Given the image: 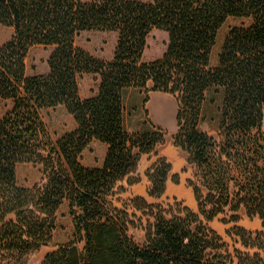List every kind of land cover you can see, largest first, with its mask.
I'll list each match as a JSON object with an SVG mask.
<instances>
[{
  "label": "trees",
  "instance_id": "1",
  "mask_svg": "<svg viewBox=\"0 0 264 264\" xmlns=\"http://www.w3.org/2000/svg\"><path fill=\"white\" fill-rule=\"evenodd\" d=\"M232 27L212 65L218 34ZM0 25L13 30L0 47V264H25L49 247L58 213L68 203L73 240L48 251L42 264H264V0H0ZM154 30L168 34L164 56L144 60ZM85 32H113L112 60L77 45ZM50 48L49 71L29 75L32 48ZM98 78V91L81 95L80 80ZM163 93L178 103L174 145L187 155L183 173L197 209L146 197L120 208L115 197L141 183L142 157L155 155L146 172L147 196L161 200L173 170L157 149L168 133L151 124L125 125V93ZM210 91L221 96L218 133L202 130ZM64 107L76 128L54 140L46 110ZM147 113V112H146ZM107 146L101 167L83 164L93 142ZM23 164L41 167L32 187L18 182ZM180 184V175L173 177ZM120 189V191H119ZM263 230L239 225L242 214ZM233 224L227 242L211 224ZM133 229L143 230L137 241Z\"/></svg>",
  "mask_w": 264,
  "mask_h": 264
},
{
  "label": "rangeland",
  "instance_id": "2",
  "mask_svg": "<svg viewBox=\"0 0 264 264\" xmlns=\"http://www.w3.org/2000/svg\"><path fill=\"white\" fill-rule=\"evenodd\" d=\"M243 22L248 21L231 18L222 27L218 34L217 43L212 55L213 66L218 64V54L229 30L234 26L242 24ZM12 36V29L0 25V47L8 42ZM117 38V34L113 32H85L82 33L77 39V45L99 58L112 60L117 44ZM168 42L169 38L167 33L160 30H154L148 39V46L145 51L144 60L150 62L162 58L166 53ZM51 51L52 50L50 48L42 46H37L31 49L27 59L29 75L44 74L49 71L48 59L50 57ZM98 86L99 80L93 75H85L80 80L81 94L84 97H91L94 95L98 91ZM126 97L125 125L127 129H130L134 132H140L147 129L149 126H151V124L155 125L150 118V114L147 110V104H145L144 101H139V98L137 97L138 101L131 104V101L135 100L136 97L135 93L132 91H129L126 94ZM221 104L222 102L220 94L216 93L215 91H210L207 96V102L204 106L205 120L202 123L201 128L203 131L208 132L211 135H217L218 133V119ZM9 107V102H5L0 99V117L6 113ZM43 116L54 140H57L65 133L76 128L74 119L69 115L64 107L46 110L44 111ZM146 124L148 127H146ZM165 131L168 133L166 143L157 149V154L159 156H163L164 154L168 155L167 159L169 161L177 156H181L182 159L186 160V154L180 148H177L174 145L173 137L176 132H171L170 127L166 128ZM103 146L105 147V145L102 143H98L96 141L93 142L83 154V164L89 167H101L103 165L102 161H104L105 157ZM190 172L193 174L192 169ZM139 177H141V175ZM141 179V186L137 187L138 191L137 189L136 191L147 192L149 181L145 176H142ZM41 180V167L34 166L32 164H23L19 166L18 182L21 186L32 187ZM120 187L127 189V192H121L119 189L120 193L115 197V204L120 208H128V206H130L129 199L135 197V192L128 186L127 182L121 183ZM146 198L149 200V202L155 204H174V200L176 199L180 202H183L190 208L197 209V203L195 201L193 191L184 181L178 185L171 182L167 188L166 195L161 200H152L149 199L148 196ZM224 221L225 216H221L220 218L216 219L211 224V226L227 242L232 244L231 239L228 236V230L234 225H227L224 223ZM239 225L250 231L263 230V222L260 219L250 220L244 213L242 214V221L239 223ZM131 234L137 241H142L145 237V232L141 229H133ZM73 237L74 224L69 214L68 203H65L58 213L57 229L54 232L52 244L49 247L42 249L40 252H35L29 255L26 258L25 264H42L44 256L48 251L53 250L57 245L70 242L73 240Z\"/></svg>",
  "mask_w": 264,
  "mask_h": 264
},
{
  "label": "crops",
  "instance_id": "3",
  "mask_svg": "<svg viewBox=\"0 0 264 264\" xmlns=\"http://www.w3.org/2000/svg\"><path fill=\"white\" fill-rule=\"evenodd\" d=\"M132 91L135 93L136 97L135 100L131 101L132 103H136L138 101H144L143 97L145 99V95L143 93H141L138 90H134V89H130L128 91H126L125 93V112H126V94ZM82 95V94H81ZM83 98H88L89 96H82ZM138 97V98H137ZM149 101L146 103L147 104V110L150 114V118L152 120V122L158 126L161 127L163 129L166 130V128L170 127L171 128V132H177L178 130V123H177V115H178V103L176 101V99L171 96V95H167V94H163V93H150L149 94ZM135 105V104H134ZM129 132L133 133L134 131L128 129ZM97 142V141H96ZM100 143V142H98ZM104 147V146H103ZM104 151H105V156H106V152H107V146L104 147ZM162 157H168V155L164 154ZM178 157V156H177ZM175 157L174 159H171L169 162L171 164H173V170L171 173V177L168 181V186L171 182H173V177L175 175H179L180 174V178H181V182L184 181L186 184L188 182V180L192 177V173L189 171L188 173H183L184 168L187 166V155H186V160L182 159L181 156L180 157ZM105 159V157H104ZM156 160V156L155 155H145L142 157V160L139 164V168L137 171V175H141L146 177V172L147 170L151 167V165L153 164V162ZM104 161H102L103 163ZM176 162V163H174ZM147 179V177H146ZM141 184L135 185L133 187H130L133 189V191L135 192V196H142V197H147V192H137L138 188L140 187ZM167 186V188H168ZM137 189V191H136ZM194 209V208H192Z\"/></svg>",
  "mask_w": 264,
  "mask_h": 264
}]
</instances>
